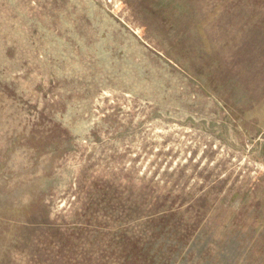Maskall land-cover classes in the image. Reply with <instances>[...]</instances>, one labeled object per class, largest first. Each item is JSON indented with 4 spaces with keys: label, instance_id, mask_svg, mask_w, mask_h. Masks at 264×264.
Wrapping results in <instances>:
<instances>
[{
    "label": "rangeland",
    "instance_id": "rangeland-1",
    "mask_svg": "<svg viewBox=\"0 0 264 264\" xmlns=\"http://www.w3.org/2000/svg\"><path fill=\"white\" fill-rule=\"evenodd\" d=\"M0 264H264V0H0Z\"/></svg>",
    "mask_w": 264,
    "mask_h": 264
}]
</instances>
